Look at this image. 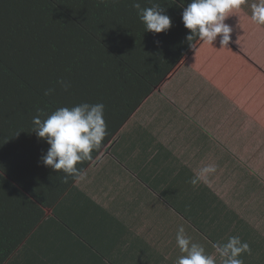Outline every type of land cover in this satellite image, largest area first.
Masks as SVG:
<instances>
[{
	"label": "crops",
	"instance_id": "obj_1",
	"mask_svg": "<svg viewBox=\"0 0 264 264\" xmlns=\"http://www.w3.org/2000/svg\"><path fill=\"white\" fill-rule=\"evenodd\" d=\"M253 3L225 21L229 46L201 41L52 209L35 213L9 190L0 264H176L180 226L217 264L215 245L232 236L250 245L244 264H264V25ZM207 165L216 172L193 186Z\"/></svg>",
	"mask_w": 264,
	"mask_h": 264
},
{
	"label": "trees",
	"instance_id": "obj_2",
	"mask_svg": "<svg viewBox=\"0 0 264 264\" xmlns=\"http://www.w3.org/2000/svg\"><path fill=\"white\" fill-rule=\"evenodd\" d=\"M138 2L142 8L159 4L172 27L145 31L133 0H0V209L17 188L34 203L32 211H47L78 180L65 183L62 171L43 164L50 145L33 131L38 109L45 119L61 107L105 105L107 135L78 165L83 174L201 42L191 47L186 39L182 11L191 0ZM60 80L70 84L67 91ZM48 89L54 92L46 96ZM22 207L21 219L28 210Z\"/></svg>",
	"mask_w": 264,
	"mask_h": 264
},
{
	"label": "clouds",
	"instance_id": "obj_3",
	"mask_svg": "<svg viewBox=\"0 0 264 264\" xmlns=\"http://www.w3.org/2000/svg\"><path fill=\"white\" fill-rule=\"evenodd\" d=\"M246 2L247 0H191L182 11L183 24L190 30L186 37L190 46L193 47L195 40L214 44L218 37L220 48L229 46L233 28L225 21ZM132 6L145 25V31L162 33L172 27L171 18L159 4L153 3L152 7L142 8L138 0H133ZM251 9V19L258 25H264V0L253 3ZM59 83L65 91L70 87L63 80ZM53 92L54 89H48L44 94L48 96ZM37 111L39 115L32 120L33 131L50 145L46 154L41 157L43 164L58 173L62 171L65 183L69 177L82 178V169L78 165L92 158V152L101 147L107 135L105 105L82 103L71 108L61 107L45 119H41L43 110ZM215 172V165H207L194 175L190 183L196 186L200 182H207L208 177ZM176 243L182 253L176 264H217L212 254H208L202 245L187 236L183 226L177 230ZM215 249L222 264H244L240 257L244 253L251 254L250 245L239 236L229 237L227 243L216 244Z\"/></svg>",
	"mask_w": 264,
	"mask_h": 264
}]
</instances>
